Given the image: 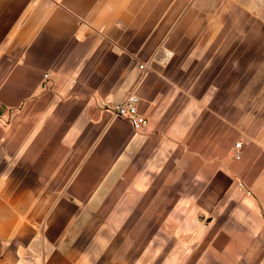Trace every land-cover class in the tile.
Returning a JSON list of instances; mask_svg holds the SVG:
<instances>
[{
	"label": "crops",
	"instance_id": "1",
	"mask_svg": "<svg viewBox=\"0 0 264 264\" xmlns=\"http://www.w3.org/2000/svg\"><path fill=\"white\" fill-rule=\"evenodd\" d=\"M218 7L0 0V264H264V29L237 84ZM133 94L138 133L99 108Z\"/></svg>",
	"mask_w": 264,
	"mask_h": 264
},
{
	"label": "rangeland",
	"instance_id": "2",
	"mask_svg": "<svg viewBox=\"0 0 264 264\" xmlns=\"http://www.w3.org/2000/svg\"><path fill=\"white\" fill-rule=\"evenodd\" d=\"M219 4V9L218 13L221 17L220 20V29L221 30H226L227 28L235 29L236 31V37H235V42L237 46V55H240L242 52L245 51V57L240 59L241 65L239 68L236 70V79H237V84L239 83L242 85L245 80L248 77V74L251 72L249 69H243L245 64H252L255 65L256 62L259 59V50H260V38L259 35H252L250 37V34H245L249 31H258L260 29H264V20L261 21L259 19V14H264V0H217ZM217 13V11H216ZM221 40L227 41V38L224 37V34L221 33ZM240 53V54H238ZM242 55V54H241ZM233 154V151H232ZM241 156V153H240ZM238 188L242 189L243 185L241 182H238ZM174 192V191H173ZM249 194V192H247ZM157 201L163 202V199H156ZM178 202V197H172L171 198V204L174 206V204ZM99 217V215H97ZM172 216V221L174 219L179 218V214H171ZM178 216V217H175ZM163 215H157V220L156 222L158 223L159 220H162ZM102 221V219L99 218V221ZM134 223L135 221H139L140 225H142L141 221L144 220V216L142 215H135L134 217ZM133 221H131L130 224H132ZM138 222H136L137 224ZM146 225V224H145ZM163 225V224H162ZM95 226V244L92 242V246H89V249H92V251L96 252V254L99 253L100 251V246L98 244V238H100V233H99V227H98V219H97V224H94ZM109 230L105 232L107 235ZM115 232V231H114ZM119 232V231H118ZM121 232V231H120ZM172 233L174 231H171ZM121 236H130L132 230L130 229H124L122 232ZM140 243L146 242L147 238L150 236L155 237L156 239H159L162 241L164 237H168L170 234V231L167 230L165 231L163 228L158 229V227L154 230H141L140 231ZM105 235V236H106ZM172 236H175L174 233ZM203 236H207L206 234ZM162 249L163 247L160 246ZM156 247V249L160 248ZM126 254H131L133 247L132 246H127L126 248ZM135 249H138L135 247ZM153 255L152 252H148V246L147 245H141L139 246V257L141 258L140 262H130V261H120V262H111L107 264H155L154 262L148 261V255ZM162 264V263H161Z\"/></svg>",
	"mask_w": 264,
	"mask_h": 264
},
{
	"label": "built area",
	"instance_id": "3",
	"mask_svg": "<svg viewBox=\"0 0 264 264\" xmlns=\"http://www.w3.org/2000/svg\"><path fill=\"white\" fill-rule=\"evenodd\" d=\"M144 68H146L144 65L140 66V69ZM45 78H48V75ZM138 105L139 98L133 94L116 103L101 101L99 108L103 111H109L116 119L126 121L132 131L138 133L144 130L148 123L147 119L139 112ZM241 147V143H236L233 148V157L236 160L241 157Z\"/></svg>",
	"mask_w": 264,
	"mask_h": 264
}]
</instances>
